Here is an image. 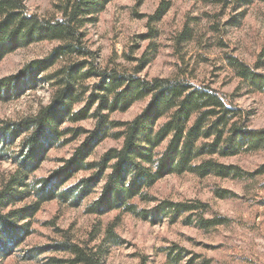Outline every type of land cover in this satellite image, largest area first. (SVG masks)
Here are the masks:
<instances>
[{
    "label": "rangeland",
    "instance_id": "rangeland-1",
    "mask_svg": "<svg viewBox=\"0 0 264 264\" xmlns=\"http://www.w3.org/2000/svg\"><path fill=\"white\" fill-rule=\"evenodd\" d=\"M58 1L25 0V4L30 15L59 20L55 8ZM161 1L111 2L83 30L86 47L94 53L92 62L99 69L138 71L139 76L146 79L182 78L195 86L209 87L226 103L246 112L250 128L264 129V93L254 91L237 78L227 61L228 57L237 58L264 74V3L254 2L238 8L235 0H229L230 5L201 0H164L168 3L167 12L159 21L150 22L148 17L154 14ZM185 31L187 36L183 40L181 35ZM58 45L57 42L37 43L18 49L1 61L0 80L7 77L18 80L10 98L0 100V128L33 117L51 103L56 89L53 88L55 73L65 66L67 59L57 61L47 71L32 77L23 74V70L34 61L49 59ZM96 82L91 78L84 85L90 87ZM147 103V100L136 103L126 113H114L110 120L131 121ZM82 106L76 105L74 111ZM95 125L96 121L89 118L75 124L65 123L61 128L93 131ZM117 131L119 129L111 130L110 135ZM85 138L86 134L77 139L64 136L51 144L38 169L25 179L26 183L48 180V191L53 190L57 195L90 177L93 170L76 173L65 184L53 177V172L72 158ZM24 139H0V189L18 169L15 157H20ZM121 145V139L111 136L94 147L86 161L96 163L105 152ZM214 159L252 173L264 165V150ZM102 185L93 188L90 195L74 205L70 203L74 198L69 201L55 198L42 203L39 212L27 222L28 234L23 244L13 248L10 255L1 257L0 264H55L56 260L70 256L52 249L39 252L31 259L26 256L66 240L101 248L102 264H172L166 250L172 247L182 251L183 259L179 264H264V175L247 180L169 175L148 190L155 199L153 202L134 201L139 210H151L163 200L208 204L211 213L205 219L220 217L228 220L227 225L208 231L195 224L187 225L183 221L185 216L172 223L167 218L151 222L120 211L101 216L89 214L87 208L99 197ZM219 190L237 197L218 198L216 192ZM36 201L38 199L33 195L15 208ZM109 225L114 226L119 239L117 243L106 239Z\"/></svg>",
    "mask_w": 264,
    "mask_h": 264
},
{
    "label": "trees",
    "instance_id": "trees-1",
    "mask_svg": "<svg viewBox=\"0 0 264 264\" xmlns=\"http://www.w3.org/2000/svg\"><path fill=\"white\" fill-rule=\"evenodd\" d=\"M113 1L59 0L55 8L60 19L49 20L28 14L25 0H0V63L6 55L42 42H57L59 45L49 59L32 62L24 68L23 74L32 77L47 71L57 61L67 59L65 66L55 73L53 88L56 89L51 103L33 117L0 128V139L13 141L25 137L21 155L15 157L18 169L0 189V260L23 244L28 234L27 222L39 212L42 203L55 198L64 201L74 198L70 203L77 204L101 183L99 197L87 208L89 214L101 216L120 211L151 222L167 218L172 223L185 216L183 221L187 225L195 224L208 231L228 224L227 219L220 217L205 219L211 213L208 204L163 200L151 210H139L134 201L153 202L155 199L148 190L169 175L193 174L199 178L214 176L234 180L264 175V165L249 173L214 159L264 150V129L250 128L249 115L226 103L213 89L195 86L182 78L146 79L140 77L138 71L128 73L97 68L92 62L94 53L84 42L83 30ZM201 1L231 4L229 0ZM234 2L242 8L254 2L264 3V0ZM167 10L168 3L162 0L154 14L148 17L149 21H159ZM181 36L185 40L187 32ZM227 61L237 78L254 91L264 93V74L237 58L228 57ZM91 78L97 82L85 86L84 82ZM17 80V77L0 80V100L10 98ZM145 100L147 105L133 120L122 123L110 120V115L126 113L133 105ZM79 104L83 106L74 111ZM89 118L96 121L93 131L61 128L65 123L75 124ZM115 129L119 131L110 135ZM83 134H86L85 140L72 158L53 172V177L65 184L76 173L93 170L90 177L57 195L53 190L48 191V180L26 183L25 179L38 169L51 144L64 136L77 139ZM111 136L122 140L121 147L108 150L96 163H87L93 148ZM228 194L227 191L216 192L221 199L237 197ZM33 195L38 199L36 203L15 208ZM106 239L118 242L113 225L107 228ZM49 249L70 256L56 260L55 264H102L103 260L101 248L68 240L51 248L39 249L26 258H34ZM166 250L172 264L182 261V251H177L176 247Z\"/></svg>",
    "mask_w": 264,
    "mask_h": 264
}]
</instances>
